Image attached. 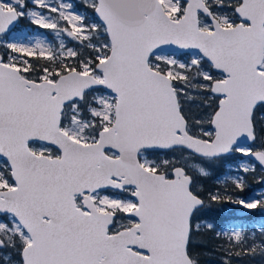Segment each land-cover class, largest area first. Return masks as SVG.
<instances>
[{
    "label": "snow or ice",
    "instance_id": "1",
    "mask_svg": "<svg viewBox=\"0 0 264 264\" xmlns=\"http://www.w3.org/2000/svg\"><path fill=\"white\" fill-rule=\"evenodd\" d=\"M249 173L264 0H0V264H264Z\"/></svg>",
    "mask_w": 264,
    "mask_h": 264
},
{
    "label": "trees",
    "instance_id": "2",
    "mask_svg": "<svg viewBox=\"0 0 264 264\" xmlns=\"http://www.w3.org/2000/svg\"><path fill=\"white\" fill-rule=\"evenodd\" d=\"M21 27H24L23 25ZM239 155V154H237ZM234 163V162H232ZM225 171V165H220L217 169V175H221L223 174V172ZM206 187H213V180H209L206 183ZM262 186L260 184L257 183L256 179L253 178V174L249 173L247 174V187L245 189L244 193H241L242 196H244L245 198H247V196L254 192V191H259L262 190ZM225 208L231 212V214L233 216L239 217L237 214V210H240L241 208L236 207V206H232V205H226ZM224 213L219 211L218 209H213L212 211H210L207 215V218L209 219H218L221 216H223ZM260 210L256 209V210H251L248 215L246 216L248 219L250 220H257L260 217ZM206 261L207 260H214L215 257L214 256H209V257H205L204 258Z\"/></svg>",
    "mask_w": 264,
    "mask_h": 264
},
{
    "label": "water",
    "instance_id": "3",
    "mask_svg": "<svg viewBox=\"0 0 264 264\" xmlns=\"http://www.w3.org/2000/svg\"><path fill=\"white\" fill-rule=\"evenodd\" d=\"M246 159V158H245ZM245 214H247V211H242V212H240V215L241 216H244Z\"/></svg>",
    "mask_w": 264,
    "mask_h": 264
},
{
    "label": "flooded vegetation",
    "instance_id": "4",
    "mask_svg": "<svg viewBox=\"0 0 264 264\" xmlns=\"http://www.w3.org/2000/svg\"><path fill=\"white\" fill-rule=\"evenodd\" d=\"M247 211H249V210H247ZM250 212V211H249ZM248 214H246V215H244V216H241V217H246ZM260 217V216H259Z\"/></svg>",
    "mask_w": 264,
    "mask_h": 264
},
{
    "label": "bare ground",
    "instance_id": "5",
    "mask_svg": "<svg viewBox=\"0 0 264 264\" xmlns=\"http://www.w3.org/2000/svg\"><path fill=\"white\" fill-rule=\"evenodd\" d=\"M237 214H239V210H237Z\"/></svg>",
    "mask_w": 264,
    "mask_h": 264
},
{
    "label": "rangeland",
    "instance_id": "6",
    "mask_svg": "<svg viewBox=\"0 0 264 264\" xmlns=\"http://www.w3.org/2000/svg\"><path fill=\"white\" fill-rule=\"evenodd\" d=\"M262 190H264V189H262ZM262 190H259V191H262ZM242 209V208H241ZM249 211H251V210H249Z\"/></svg>",
    "mask_w": 264,
    "mask_h": 264
}]
</instances>
